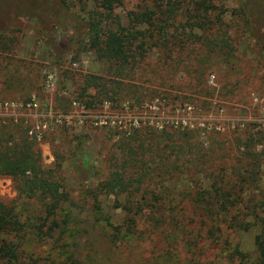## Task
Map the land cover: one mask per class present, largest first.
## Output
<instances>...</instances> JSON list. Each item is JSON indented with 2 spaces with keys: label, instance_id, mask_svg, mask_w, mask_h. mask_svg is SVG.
Masks as SVG:
<instances>
[{
  "label": "rangeland",
  "instance_id": "rangeland-1",
  "mask_svg": "<svg viewBox=\"0 0 264 264\" xmlns=\"http://www.w3.org/2000/svg\"><path fill=\"white\" fill-rule=\"evenodd\" d=\"M67 1L72 13L87 19L75 0ZM196 1L123 0L114 14L137 37L135 45L149 27L130 26L127 13L156 5L169 18L168 37L181 35L184 39L182 35L187 33L189 43L183 50L178 45H171L168 51L159 46L147 49L144 58L131 60L122 69L99 58L89 47L86 29L62 33L55 25L45 26L27 16L7 24L2 21L0 100L28 103L34 99L38 108L0 109V133L22 140L39 122L43 125L41 138H32L34 147L45 171H56L60 165L56 176L63 186L59 193L73 203H64L56 212L61 224L57 233L62 243L76 247V258L82 264H240L238 259L220 256L221 250L228 254L230 246H216L207 238L206 226L196 223L183 234L168 229L150 231L147 216L151 209L154 213L173 210L199 221L191 192L193 182L203 180L200 175H178L167 183L172 206L162 194V208H145L135 218L136 229L146 232L143 238L129 236L112 242L107 224L121 225L129 216L120 207L125 195L100 194L96 206L90 194L113 171V161L122 155L121 143L126 145L136 129H150L160 140L186 126L195 130V138L205 147L211 137L235 154L242 144L239 138L251 136L263 155L259 177L264 187V55L244 34L237 15L238 0L212 2L223 22L211 32L190 28L180 15L177 7L191 8ZM86 4V10L92 11L96 0ZM233 157L234 153L229 165L234 163ZM0 199L15 201L24 216L41 211L37 202L18 196L16 184L8 176H0ZM259 229L257 225L229 237V245L236 244L237 250L249 255L246 264H258L254 238ZM48 249L40 245L36 252L44 257L43 251Z\"/></svg>",
  "mask_w": 264,
  "mask_h": 264
},
{
  "label": "trees",
  "instance_id": "trees-1",
  "mask_svg": "<svg viewBox=\"0 0 264 264\" xmlns=\"http://www.w3.org/2000/svg\"><path fill=\"white\" fill-rule=\"evenodd\" d=\"M75 1L86 13V20L71 12L67 0H0V28L3 22L27 16L45 26L55 25L62 33L68 34L72 30L81 33L86 29L89 47L96 50L99 58L116 63L121 69L131 60L144 58L147 49L159 46L160 50L168 51L173 45H178L183 50L189 43L187 33H182L184 39L181 35L168 37L166 23L169 18L160 5L152 9L139 7L127 13L130 26L149 27L140 39L141 43L135 45L137 37L132 35L129 27L122 26L114 14L123 0H96L92 11L86 10L87 0ZM213 1L199 0L191 8H177L187 26L211 32L214 25L223 22V17L216 15ZM238 5L237 15L244 34L264 55V0H238ZM4 31L0 29V32ZM93 97L88 95V98ZM182 128L169 133L167 138L161 136L160 140L150 129H136L127 138L126 145L121 143L122 155L113 161L114 169L108 178L90 192L96 206L100 194L125 195L120 207L129 216L121 225L107 224L111 228L109 236L112 242L129 236L143 238L146 232L136 229L135 218L144 213L145 208H162V194L172 206L167 183L178 175H200L203 180L193 182L195 190L191 192L193 205L199 209V221H195L194 216H179L173 210L154 213L151 209L147 216L150 231L168 229L183 234L196 223L206 226L207 238L216 246L222 244L224 249L230 246L228 254L225 255L223 250L219 252L222 258L238 259L240 264H246L249 255L237 250L236 244L229 245V237L259 225V233L254 238L255 259L258 264H264V187L259 177L263 155L257 151L259 144H255L251 136L240 137L242 144L238 145L235 154V151L226 150L229 147L225 148L224 142L212 141L211 137L208 138V147H205L197 136L195 138L194 129L189 126ZM4 134L0 133V176L11 177L18 196L37 202L41 211L24 216L15 201L0 199V264H41L42 260L44 264H82L76 258V247L62 243L57 233L61 224L56 219V212L68 202L67 195L59 193L63 186L56 176L60 165L56 171H45L39 151L34 147L35 142L28 135L18 140ZM233 153L234 163L229 165ZM82 167L84 169L86 165L82 163ZM172 238L176 240V237ZM27 245L31 246L30 251ZM40 245L49 246L43 251L44 257L36 252Z\"/></svg>",
  "mask_w": 264,
  "mask_h": 264
},
{
  "label": "built area",
  "instance_id": "built-area-1",
  "mask_svg": "<svg viewBox=\"0 0 264 264\" xmlns=\"http://www.w3.org/2000/svg\"><path fill=\"white\" fill-rule=\"evenodd\" d=\"M51 77H48L47 84H49ZM38 108V103L32 99L31 102L28 103H24L22 101L19 100H10V99H4V100H0V109L4 110L5 112H9V111H14V110H32V109H36ZM19 119L17 118V116L15 115L14 121L16 123H18ZM27 126L32 125V123H26ZM34 129H30V131L28 132V136L32 139H40L41 138V134H42V128L43 125L39 122V124L34 126ZM37 130V131H35Z\"/></svg>",
  "mask_w": 264,
  "mask_h": 264
}]
</instances>
